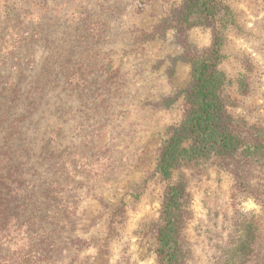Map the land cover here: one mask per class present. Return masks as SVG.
<instances>
[{
	"label": "rangeland",
	"instance_id": "obj_1",
	"mask_svg": "<svg viewBox=\"0 0 264 264\" xmlns=\"http://www.w3.org/2000/svg\"><path fill=\"white\" fill-rule=\"evenodd\" d=\"M177 1L0 0V151L10 149L11 172L19 170L21 156L32 168L43 141L60 131L56 151L72 163L54 173L41 169L40 179L54 184L55 223H42L43 208L34 216L41 226L37 242L47 248L40 264H156L151 227L165 187L152 174L168 130L182 119L191 64L172 30L144 45L138 39ZM226 3L239 25L227 33L228 60L221 66L229 81L225 95L234 103L230 112L264 129V0ZM103 23L104 35L86 47L83 37L99 33ZM185 38L200 53L211 43V30L194 28ZM63 51L69 66L61 64ZM71 51L89 58L79 63ZM88 67L83 80L79 72ZM241 78L249 84L246 95L237 90ZM69 93L75 110L67 125ZM12 126L20 132L11 142ZM242 161L248 162L243 178L209 163L178 174L192 198L187 264H264V158ZM38 183L18 186L21 193L8 187L13 199L2 230L14 246L5 243L0 264L29 259L25 229L45 195L31 192ZM28 192L35 193L29 204Z\"/></svg>",
	"mask_w": 264,
	"mask_h": 264
},
{
	"label": "trees",
	"instance_id": "obj_2",
	"mask_svg": "<svg viewBox=\"0 0 264 264\" xmlns=\"http://www.w3.org/2000/svg\"><path fill=\"white\" fill-rule=\"evenodd\" d=\"M114 14L112 13L113 18H115ZM100 28L99 33L96 31L97 33L94 32L95 34L92 35L89 32L86 37H83L82 41H87L86 47L88 44L91 45V39L92 43H95L96 40L93 38L97 37L96 34L104 35L107 29L106 23H103ZM194 28L211 30V43L200 53L191 51L185 38L186 33ZM170 30L176 33L185 49L184 58L191 64L192 83L185 95L182 119L168 130V136L160 148L152 174L158 183L164 184L165 188L160 203L159 218L156 223H153L151 232L154 234L153 252L156 264H187L191 245L185 237V230L193 215L190 206L192 198L187 189L186 179L182 175L178 177V174L185 169H194L202 163H209L243 178L246 172L244 166L248 162H243L242 159L264 158V129L259 125L248 123L245 119L237 118L230 112L234 103L225 95V88L229 81L221 70V66L228 60L225 49L227 33L239 30V25L234 11L227 5L226 0H178L169 15L154 25L152 31L141 34L138 42L144 45L154 37ZM71 53L70 57L76 58L79 63L82 58H89L86 55L81 57V52L75 54L71 51ZM65 54V51L60 52L63 67L70 64ZM245 64L246 70L251 71V64L248 62ZM92 68L88 67L85 73L79 72L83 80H86L87 74H91ZM237 82L239 94H248V82L244 78L238 79ZM67 100L70 105L74 104V97L70 93L67 95ZM32 108L34 113L40 112V108L36 109L37 106ZM74 110L71 105L70 112L63 114V123L69 125L70 119L74 118ZM11 128L7 134L12 137V142L13 136L19 134L20 126ZM59 132L53 131L50 137L43 141L39 149L41 150L40 163L32 168L27 169L29 166L24 164L25 157L21 156L19 170L11 172L10 149L5 146L0 151V183H2L0 186H3L0 188V236L2 235L0 250L4 249L6 242L10 247L14 246L12 239L7 238L8 233L2 230L5 227L3 217L7 215L6 208L13 199L10 200L13 193H10L11 190L8 187L12 186L13 189L18 190L14 192L21 193L26 187L32 186V181H39L38 189L31 192L38 193L41 189L45 191L43 200L32 209L26 225L25 244L32 251L28 254L29 259L25 264H40L47 255L45 242H37L41 226L35 227V214L43 208L42 223L48 226L55 220L54 184H47L40 179L41 169L49 168V171L54 173L57 169H67L72 164L65 161L66 155L57 153L56 145L61 133ZM86 138L91 141L92 135ZM88 145L90 142L86 146ZM18 186L24 189L19 192ZM240 186L244 191L255 192L247 184L241 183ZM31 192L26 194L28 204L32 203L33 194H35ZM121 209L123 212L120 213L123 216L125 209ZM45 233L41 239L46 238Z\"/></svg>",
	"mask_w": 264,
	"mask_h": 264
}]
</instances>
